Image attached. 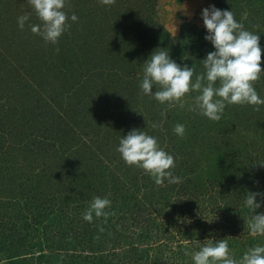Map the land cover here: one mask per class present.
<instances>
[{
    "label": "rangeland",
    "instance_id": "rangeland-1",
    "mask_svg": "<svg viewBox=\"0 0 264 264\" xmlns=\"http://www.w3.org/2000/svg\"><path fill=\"white\" fill-rule=\"evenodd\" d=\"M158 1V12L147 20L150 21L147 27L127 37L123 33L127 29L121 28L119 20L125 15L138 16L142 12L139 4L141 2L142 5L143 1L114 0L113 3V0H108L105 3L103 0H65L63 10L69 17L75 13L78 20L69 19V27L53 44L46 43L40 35L31 31V24L42 21L28 4L23 6L20 1L0 0V25L3 24L0 33L10 34L12 39L9 41L14 47L3 38L0 50L4 49L7 57L15 59L18 69L17 73L7 71L10 65H6L4 60L8 59L0 57V86L3 85L0 87V229L19 234L17 238L13 233L7 237L0 236V263L16 261L19 264H35L40 252H50L48 235L57 239L65 227L69 229V235H63V239L70 240V234L77 227L89 223L83 219V213L95 196H107L111 200L110 208L106 209L110 215L94 216L92 220L106 228L111 227V235L105 228L106 234L95 243L91 254L99 259L104 248L107 255L104 254L103 260L113 261V264H120L117 260L120 257H114L116 251H108L109 247H106L112 236L119 239L117 252L132 241L146 247V258L150 260L148 264H154V258L161 263H175L173 253H181L177 249V241L183 239L182 244L190 245L181 235L191 231L189 226L194 224L207 232L203 235L201 231L193 232L191 240L198 239L201 243L212 235L228 237L234 232L248 236L245 242L249 248L264 244V236L249 234L247 222L251 217L244 205L248 192L264 193V105H226L221 119L212 121L194 110V97L198 92L185 94L183 106L179 101L169 106L143 95L139 81L133 83L135 78L120 83L118 75H114V81L109 80L111 76L104 81V69L111 67L112 60L117 59L112 51L104 49L107 38L109 44L115 39L114 51L129 53L138 41L152 47L155 40L148 35L150 33L167 40L179 38L183 32L184 36L188 33V39L196 42L189 43L188 48L192 49L188 51L186 47V51L181 50L179 58L168 51L169 55L177 64H186L196 72H203L200 60L214 50L211 43L204 39L206 29L201 18V10L210 4L222 10L231 9L235 19L245 29L258 33L264 70V0H246L245 8L242 3L232 4L229 0ZM6 4L10 7L7 8ZM6 8H10L11 15L5 12ZM26 13H30L29 21L21 29L17 17ZM146 14L142 12V15ZM4 16L9 18L6 23L2 21ZM13 37H18V40ZM84 40L91 47H87ZM108 48L111 50V46ZM151 49L154 51L157 48ZM151 49L146 58L134 53L133 65H137V70L131 69L126 73L124 68L122 72L125 76L130 72V75L134 73L142 78L143 63L153 52ZM97 66H100L99 70L94 71ZM79 68L90 74V80L75 87V82L80 79L66 81V78L75 77V70ZM20 74H24V79H18ZM14 76L17 78L14 79ZM192 79L195 80V75ZM252 83L259 95L264 97V72ZM62 89L68 90L69 94L62 93ZM22 94L19 100H28L24 109L17 105L19 102L14 98ZM39 94L45 98L42 100ZM49 101L58 107L59 116ZM80 117L83 124L77 126L76 120ZM63 118H66L67 125ZM153 123L158 126L153 128ZM177 123L185 125L183 136L173 132ZM8 126L11 127L7 129ZM134 128L155 136L160 147L174 156L175 166L181 164L183 167L177 176H184L179 183L173 184L174 188L167 191L165 198V191L160 193V186L165 183L156 184L153 176L135 165L126 164L116 151L120 137ZM60 131L61 136L58 137ZM61 147L66 152L61 153ZM31 156L38 158L30 161L28 157ZM56 163L62 165L63 172L66 173L67 168V174H73L67 184L68 203L61 213H58L57 205L53 211L47 208L50 207L48 201L57 200V191L32 183L36 174L39 180L36 182L45 184L46 173L52 174L50 169H54ZM96 164L102 172L97 174L96 181H86L85 173H97L87 170ZM170 170L176 175L178 168ZM185 177L191 181L183 183L182 178ZM63 178L60 185L65 184L66 178ZM217 183L224 185L223 193L219 190L216 193ZM257 199L264 201V196ZM179 200H190L191 206L183 207ZM38 208H43V211L39 212ZM256 212L264 213V203ZM57 222V228L50 227ZM209 224L212 226L208 227ZM172 234L175 237L168 242ZM171 242L172 249L167 246ZM111 243L115 244L112 240ZM16 254L18 259L14 258ZM236 257H239L238 254ZM123 260L126 264L128 261L133 263L130 254ZM98 261L101 264V260Z\"/></svg>",
    "mask_w": 264,
    "mask_h": 264
},
{
    "label": "clouds",
    "instance_id": "clouds-1",
    "mask_svg": "<svg viewBox=\"0 0 264 264\" xmlns=\"http://www.w3.org/2000/svg\"><path fill=\"white\" fill-rule=\"evenodd\" d=\"M26 2L42 21L40 24H31L30 29L46 43H57L69 27L67 21L78 20L75 13L69 17L63 10L65 0ZM103 2L107 3L108 0ZM29 16L30 13H26L17 17L19 28L25 27ZM201 18L206 29L204 39L214 49L200 60L204 71L196 72L186 64L181 66L170 57L168 50L157 48L143 63L142 78L139 80L142 94L160 104L171 106L179 101L183 106L185 94L198 92L194 97V110L212 121L221 119L226 105H264V97L259 95L252 83L264 72L258 33L245 29L235 19L231 9L222 10L214 4L201 10ZM153 86L156 88L154 92ZM157 126L156 123L152 124L153 128ZM173 132L183 136L185 125L177 123ZM116 151L126 164L135 165L153 176L156 184H164L165 181L177 184L181 180L170 170L175 167L174 156L161 148L157 138L146 131L135 128L128 131L120 137ZM258 196H264V193L248 192L244 199L251 217L247 228L251 235L264 236V213L256 212L264 201L258 200ZM110 206L111 200L107 196H95L83 213V219L92 222L94 216L107 217L110 213L106 209ZM192 244L195 249L191 253L192 264H264V244L250 247L239 259L232 255L226 238H209L202 243L193 240Z\"/></svg>",
    "mask_w": 264,
    "mask_h": 264
},
{
    "label": "trees",
    "instance_id": "trees-1",
    "mask_svg": "<svg viewBox=\"0 0 264 264\" xmlns=\"http://www.w3.org/2000/svg\"><path fill=\"white\" fill-rule=\"evenodd\" d=\"M16 1H20V3L23 4V6L27 5L26 0H16ZM140 1H143L142 5L145 6V8L142 7L141 2L139 4V8L141 9L142 12H146L147 16L142 15V12H140V13L137 14L138 16L134 17V14H132L133 17L125 15L124 17H121V19L119 20V22L122 23V27L121 28L127 29L126 32L125 31L123 32L127 37H130L131 34L134 33V32H138L141 28L147 27L146 24L148 22H150V21H147V20H150L151 17L153 16V14L158 12V7H159V1L158 0H140ZM229 1L232 4H235V3L241 4L242 3L244 8L246 6L245 5L246 0H229ZM113 3H115L114 0H113ZM6 5H7V8L10 7L8 4H6ZM7 8H6L5 12L10 14V8L9 9H7ZM138 11H140V10H138ZM5 15L8 16L7 14H5ZM6 16H4L2 18V21H4L5 23L9 19ZM142 22L143 23L145 22V25ZM153 24H154V22L151 21V26H153ZM1 25H3V24H1ZM128 29H130V30H128ZM134 35L135 34H133V36ZM148 35H150L152 37L151 39L155 40V44L152 47H150L149 44L145 45L144 44L145 42H143V41H138L136 43V46L132 47L133 49H129V53H127L128 51L123 52L121 50H119L118 52L114 51L113 48L116 47L115 46V42L116 41H113V40H115V39L110 40V41H112L114 43H110L109 44V38H107V40H106L107 44H105L107 46L104 49L112 51V53L115 54L114 58L117 57V59H113L112 60L111 67H108V68L104 69V73H105L104 81L110 76L111 77L109 78V80L114 81L115 79H112V77L114 75H118V78L120 79V83H123V80H127L128 78H129V80L135 78V80L133 79V83L135 81H139L140 77H137V75L135 76L134 73H132V75H130V72H129L127 74L128 76H125V74L122 72L124 70V68L126 69V73H127L128 70H131V69L137 70V68H135L137 65H133L134 53L138 54V56H140L142 58H144V57L146 58L147 55H148V51H150L151 48H158L159 47V48H164L165 50H168L169 52H171V54H173L174 57L176 56V58L177 57L179 58V52L181 50L186 51V47L188 48V46L190 44H192V43L195 44L196 43L195 41L188 39V33H186V36H184L185 32L181 33V36L179 38H170L168 40L163 38V36H161V37L160 36H155L154 34H151V33L148 34ZM10 36L11 35L8 34V33H4V32L2 34L0 33V41H2L3 38H5L7 40L5 42H8V44L13 47L12 41H9L10 38L12 39V37H10ZM156 37H159V38L155 39ZM13 39L14 40H18V37H13ZM118 42H119V44H121L120 41H118ZM82 43H83V41H82ZM84 43L87 45V47H91L89 42H86V40H84ZM110 46H111V50L108 48ZM120 49H122V47H120ZM191 49L192 48L190 47V50ZM131 50H133V52ZM190 50L188 48V51H190ZM141 53H143V54H141ZM78 55H82V54H78ZM143 55H144V57H143ZM0 57H1V59L5 58V57L8 59V60H4V61H6V65H10L6 69L7 71H10L11 73H13V72L17 73L18 69H17L16 64H14V60L15 59L7 57V51H5L4 49H1L0 50ZM130 57H131V60H130ZM103 58H107L108 60H111V58H108V57H105V56H103ZM178 60H180V59H178ZM102 65H105V64L102 62ZM99 67L100 66L95 67L94 71L95 70H99ZM82 69L83 68L76 69L75 70L77 72L76 76L73 77V78L71 77V79H69V77H67L66 81H69V80H72V79H80L79 81L75 82L76 83L75 87H78V86L82 85L84 83V81H89L90 80L89 79L90 74H87V73L83 72ZM101 74H103V73H101ZM24 77H25L24 74H20L18 79H24ZM7 78L11 79L12 77H7ZM13 78L16 79L17 77L14 76ZM100 78H102L101 75H100ZM31 85H32V83H31ZM2 86L3 85H1L0 87H2ZM155 89H156L155 86H153L152 91L154 92ZM16 91H18V90H16ZM48 91H50V93L52 92V90H48ZM62 93L69 94V91L66 90V89L65 90L62 89ZM22 96H23V94L22 95H18V96H14V98H16L17 102L20 103V102L24 101V100H21V101L19 100ZM39 96L42 98V100H43V98H45V96L43 94H39ZM34 97H35V95H34ZM49 97H50V94H49ZM50 99H51V97H50ZM27 101H24V103H20V104L17 103V102L16 103H17V105L20 108L24 109L25 105H27L26 104ZM49 103H51V107H52V109H54V112L56 113V115L59 116V112L57 111L58 107L57 108L54 107V104H52V102H50V101H49ZM69 105H72V104L69 103ZM37 106H39V105H37ZM33 108H35L34 105H33ZM77 110H78V107H77ZM63 119L66 120V118H63ZM82 121H83V118L80 117L79 119L76 120V125L80 126L81 124H83ZM66 125H67V120H66ZM9 127H11V126H8L7 129ZM76 129H78V128H74V130H76ZM65 132L67 133L66 136H68L69 130L67 129ZM60 134H61V131L58 133L57 136L60 137L61 136ZM157 135L161 137V134L160 135L157 134ZM34 140H36V139H34ZM60 149L62 150L61 153L66 152V151H64V149L62 147ZM34 158H38V156L34 157ZM34 158L32 156L28 157V159L30 161H33ZM45 163L47 164V161ZM98 165L96 164V165H94V166H92L90 168L88 167L87 170H90L89 172H97V173L96 174H92V175H87L85 173V180L86 181H88L89 179H93L94 181H96L97 174L98 173L100 174L102 172L100 170L101 167H97ZM61 166L62 165H58V163H56L55 164V168L53 169L51 167V169H50V172L52 174H47L46 173V177H45V174H44L45 178L43 179V181H44L45 184H41L39 182H36V181H39L38 177H36V174H34V177H33V181L34 182L32 181L33 184L37 183V185L44 186L45 189H52L53 188V189H55L57 191V194H56L57 195V200H54L52 203H51V201H48L50 207H47V208L53 211L54 210L53 207H55V205H57L58 213H61L60 211H62L63 208L68 203L67 202V200H68V198H67V192H68L67 187L69 185L68 183L72 180L71 176H73V174L71 176L69 174H67V172H68L67 168H66V173L63 172ZM69 166H71V165H69ZM176 166L178 168V170L176 171V173H177L176 176H177L179 170L181 168H183V167H182L181 164L180 165L177 164ZM83 168H86V167H83ZM44 169H45V166H44ZM72 169L74 170V168H72ZM102 169L105 170L106 168H102ZM83 173H84V171H83ZM180 175H179V177L184 176L182 174H180ZM62 178L63 179L66 178V181H65V184L63 183V185H60V183H61L60 179H62ZM100 178L102 180H104L103 176L102 177L100 176ZM182 180H183V183H184V182H186L189 179L188 178H186V179L182 178ZM190 181L191 180H189V182ZM171 188H174V185L173 184H168L167 181H165V185L163 187L160 186V193L162 191H165V193L163 195L164 198L167 195V191L169 189H171ZM224 189H225V187H224L223 184H218L217 183V185H216V193H218V190H219V192L223 193ZM56 201H58V203H56ZM179 202H180L181 205H183V207L191 206L190 200H186V201L179 200ZM36 207L37 206H35V208ZM68 207H71V206L68 205ZM38 209L40 210L39 212L43 211V208H38ZM62 214H64V213H62ZM164 214H162L160 216L161 219H162L161 220L162 222L164 220L163 219L164 218ZM165 217H166V215H165ZM94 222L92 221V222L86 223L83 226L81 225V226L77 227V229H75L74 232H72L70 234V240H68V238H67L64 241V239H63V235L67 236V234L69 233V229L67 227L62 229V231L59 233V235H61V236H59L57 239H54L53 236L48 235V239L47 240L49 241L50 244H48L47 247L50 249V252L47 253V254H44V252H40L36 256L35 260H37V261H36L35 264H100V261H98L99 259L101 260V264H109L110 263L109 261L103 260L104 254L107 255V252L105 251L104 248L100 252L102 254V256L99 259H97L95 256H93L91 254V249L96 245L95 243L98 240H100V238H101V236L103 234H106V232H107L109 235H111V233L109 232L111 227H107L106 228V226L104 227L103 225H100L98 223L96 224ZM146 222H147V217L145 219V223ZM211 223L214 226V222H211ZM69 224L71 225V223H69ZM158 224L161 225L160 223H158ZM57 226H58V222H57L56 225H54V226L52 225L50 227H56L57 228ZM197 226L198 225H196V224H194L193 226H189V229H192L191 231H188L186 234H183V235L180 234L181 237L187 239L190 242V245H184V243L182 244V240L183 239L182 240L178 239V241H177V243H178L177 244V249L180 250L181 253H177V252L173 253L172 260L174 259L175 263H168L167 261L161 263L157 259L154 258L153 259L154 264H158V263L159 264H192V262H191V253L195 250L194 247H193L192 241L193 240L199 241V240L198 239L191 240L192 239L191 236L193 235L194 231L195 232L201 231L202 235H203V233L207 234V232L205 230L204 231H203V229L200 230ZM210 226H212V225L209 224L208 227H210ZM71 227H72V225H71ZM105 228H106V232H105ZM101 229H103V231H101ZM12 233L15 234L14 236L16 238H17V236H19V234L17 232L11 231L9 229H6V230H1L0 229V236L1 237H7L8 235H13ZM179 233H181V231H179ZM174 237H175V235L173 236V234L170 237H168V239H169L168 242H170L171 239L173 240ZM247 237L248 236L245 237L244 235L236 234L234 232L231 233L228 237H225V236L223 237L222 234H219L218 236L217 235L216 236H214V235L211 236V238H214V239L226 238L229 241L230 251H231L232 255L234 257H236V255L238 254L239 257L238 258L236 257L237 259H239L243 255V253L247 249H249L247 243L245 242ZM111 240L115 244H112ZM118 242H119L118 237L112 236V238H110L108 240V244L109 245L106 246V247H109L108 251H111V252L116 251V253H114V257H120V258H117V260L120 262V264H126V262L123 259H124V257L127 256V254H130V258L133 259V263L132 264H148L149 263V261H150L149 258H146L147 255H148V250L146 249V247L144 245L138 244V243H133L132 241H129L128 242L129 244L125 245L126 249L123 246L122 251L117 252L118 251V249H117L118 248L117 247V243ZM202 242H204V241H202ZM66 244H67V247H65ZM167 246L172 249V242H171V245H167ZM14 258L18 259L19 255L18 254L14 255ZM130 263H131V261H128V264H130ZM0 264H19V263H17L16 261H14L13 263H9V261H4V263L2 262ZM21 264H23V263L21 262ZM110 264H113V261Z\"/></svg>",
    "mask_w": 264,
    "mask_h": 264
}]
</instances>
